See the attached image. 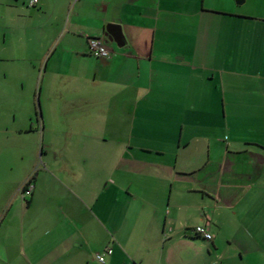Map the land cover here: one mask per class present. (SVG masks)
Returning a JSON list of instances; mask_svg holds the SVG:
<instances>
[{
    "label": "crops",
    "instance_id": "obj_1",
    "mask_svg": "<svg viewBox=\"0 0 264 264\" xmlns=\"http://www.w3.org/2000/svg\"><path fill=\"white\" fill-rule=\"evenodd\" d=\"M28 2L0 0L5 92L31 96L0 132L41 124L0 148V264H264V0Z\"/></svg>",
    "mask_w": 264,
    "mask_h": 264
},
{
    "label": "rangeland",
    "instance_id": "obj_2",
    "mask_svg": "<svg viewBox=\"0 0 264 264\" xmlns=\"http://www.w3.org/2000/svg\"><path fill=\"white\" fill-rule=\"evenodd\" d=\"M104 39L106 38L103 36ZM106 41V40H105ZM107 44V43H106ZM3 64L4 62L0 60V119L2 118V108L3 106H6L7 103L11 104L14 101L17 102H28L31 100L30 93L27 91L25 97L15 94H10V92H5L9 86L13 87L15 85L13 80H9V78L4 76L3 74ZM35 101V100H34ZM37 103V101H36ZM2 126V125H1ZM29 126V125H28ZM27 126V127H28ZM31 128V131L27 134L23 135L20 138L11 140L10 142H6V137L3 135L2 132H0V148H10V149H21L24 151L32 150L35 146L34 143H36V135H39V131L41 130V124L40 120L33 119L32 124L29 126ZM28 129V128H27ZM35 166V165H34ZM33 166V167H34Z\"/></svg>",
    "mask_w": 264,
    "mask_h": 264
},
{
    "label": "built area",
    "instance_id": "obj_3",
    "mask_svg": "<svg viewBox=\"0 0 264 264\" xmlns=\"http://www.w3.org/2000/svg\"><path fill=\"white\" fill-rule=\"evenodd\" d=\"M37 0H29V5H34ZM87 43L89 52L95 56L100 58H105L110 56V50L106 44V41L103 36H97V35H90L87 36ZM28 189H31V184L28 185ZM195 233L198 235L203 236L204 238H211V233L207 229V226L204 224H197L193 227ZM111 252L110 247H105L103 250L95 252V258L99 262H103L105 259V255L107 253Z\"/></svg>",
    "mask_w": 264,
    "mask_h": 264
},
{
    "label": "water",
    "instance_id": "obj_4",
    "mask_svg": "<svg viewBox=\"0 0 264 264\" xmlns=\"http://www.w3.org/2000/svg\"><path fill=\"white\" fill-rule=\"evenodd\" d=\"M104 35L106 36L105 38L106 41H114L118 46H121L126 42V39L124 37V34L122 33L120 25L115 23H110L106 25V30L104 32Z\"/></svg>",
    "mask_w": 264,
    "mask_h": 264
},
{
    "label": "trees",
    "instance_id": "obj_5",
    "mask_svg": "<svg viewBox=\"0 0 264 264\" xmlns=\"http://www.w3.org/2000/svg\"><path fill=\"white\" fill-rule=\"evenodd\" d=\"M106 58V57H105ZM29 184H31L30 183V179L29 180H27L20 188H21V190L22 191H27V189H28V185ZM31 188H32V185H31ZM29 190V189H28ZM197 225V224H196Z\"/></svg>",
    "mask_w": 264,
    "mask_h": 264
}]
</instances>
